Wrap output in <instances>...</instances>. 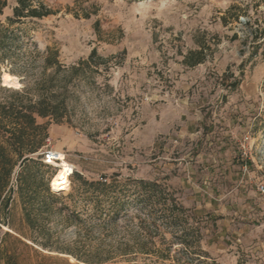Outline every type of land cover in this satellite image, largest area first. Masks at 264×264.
<instances>
[{
  "label": "rangeland",
  "instance_id": "rangeland-1",
  "mask_svg": "<svg viewBox=\"0 0 264 264\" xmlns=\"http://www.w3.org/2000/svg\"><path fill=\"white\" fill-rule=\"evenodd\" d=\"M40 2L52 15L9 27L16 39L0 71V107L25 87L35 93L45 74L53 81L43 89L63 94L61 122L37 119L45 147L28 164L58 200L30 230L15 195L13 225L37 245L3 238L0 264H83L67 254L104 264H179L152 253L175 256L182 248L158 206V227L167 233L155 235L150 254L139 249L140 182L167 187L189 211L187 227L199 230L189 239L195 252L201 247L214 264H264V0ZM16 6L7 1L1 24L8 27ZM191 53L202 63L190 66ZM46 58L59 63L45 72ZM9 71L19 88L4 87ZM46 151L64 154L73 169L68 190L52 188L59 168L43 162ZM76 174L110 186L99 208Z\"/></svg>",
  "mask_w": 264,
  "mask_h": 264
},
{
  "label": "trees",
  "instance_id": "trees-1",
  "mask_svg": "<svg viewBox=\"0 0 264 264\" xmlns=\"http://www.w3.org/2000/svg\"><path fill=\"white\" fill-rule=\"evenodd\" d=\"M8 0H0V16L3 15L4 9L7 7ZM52 15V11L40 0H17V6L13 10V16L8 19V27L0 23V71L2 65L5 64V58L11 46L15 44L16 36L10 32L9 27L19 23L23 19H42ZM199 54L191 53L187 59L190 66H196L202 63ZM47 68L53 67V64H58L57 58H46ZM72 72H77L78 68H72ZM9 74L14 76L17 74L15 71H9ZM50 78V77H49ZM51 79V78H50ZM47 75L37 83L35 93L25 87L21 92L13 94L15 100L6 103L0 107V253L2 252L3 238H14L15 242L27 244L24 242L30 241L37 245L35 240L26 235L24 232L18 230L12 222V208L15 202V195H19L23 200L22 210L24 216V224L30 230H36L38 226V217L43 212L51 210V204L58 200L50 192L49 183H45L43 178L37 172L28 169V164H36V159L40 158V153L43 152L46 140V127L38 124V118H50L54 122L59 123L63 119V114L66 111L65 102L61 100L62 93L55 90H44V84L49 83ZM53 80L51 79L50 82ZM20 166L21 172L16 175V182H14L15 170ZM81 185L92 190L93 193L100 199L99 196H105L110 190V186L103 182L88 183L82 176L76 174ZM143 190L144 212L143 219H141L144 238L139 247L143 254H150L152 250L148 249L149 244L156 246L154 237L155 235L163 236L167 232L176 238V242L182 248L181 250H174L175 256L171 255V250L157 249L155 253L162 257L164 260L173 259L177 263L183 261L184 264H210L211 257L207 252H204L200 247L199 253L193 250V243L190 238H195L199 235V230L190 225L187 227L191 216L188 215V210L178 206L174 200L171 199L172 195L166 188L162 189L156 183L140 182ZM109 189V190H108ZM44 191L41 197L40 191ZM41 197V200H40ZM160 197H165L162 200ZM158 198L160 200H158ZM97 203L100 205L99 201ZM150 204V205H148ZM161 209V219L166 221L168 228L167 232L161 233L158 227L159 221L156 219V207ZM115 216H119L120 212H115ZM186 219L182 223V220ZM183 227V228H182ZM4 228L9 231L5 232ZM182 230L181 236L177 233ZM172 231V232H169ZM11 232L19 237L12 236ZM173 246H170L172 248ZM156 249V248H154ZM168 252V253H167ZM74 256V258L83 264H104L101 261L86 260L74 254H67ZM212 261V260H211ZM215 262L212 261V264Z\"/></svg>",
  "mask_w": 264,
  "mask_h": 264
},
{
  "label": "bare ground",
  "instance_id": "bare-ground-1",
  "mask_svg": "<svg viewBox=\"0 0 264 264\" xmlns=\"http://www.w3.org/2000/svg\"><path fill=\"white\" fill-rule=\"evenodd\" d=\"M18 77L12 76L10 74H4L3 85L8 88H19L21 85L17 79ZM57 162H52L55 166L59 168L58 173L55 175L52 181V188L57 191H66L69 188V177L73 173V169L66 162L65 155L62 153L56 154Z\"/></svg>",
  "mask_w": 264,
  "mask_h": 264
},
{
  "label": "built area",
  "instance_id": "built-area-1",
  "mask_svg": "<svg viewBox=\"0 0 264 264\" xmlns=\"http://www.w3.org/2000/svg\"><path fill=\"white\" fill-rule=\"evenodd\" d=\"M56 154L55 152H52V151H46L44 152L43 154V162L46 164V165H51L52 162H57V158H56ZM262 190H264V187L261 188Z\"/></svg>",
  "mask_w": 264,
  "mask_h": 264
},
{
  "label": "water",
  "instance_id": "water-1",
  "mask_svg": "<svg viewBox=\"0 0 264 264\" xmlns=\"http://www.w3.org/2000/svg\"><path fill=\"white\" fill-rule=\"evenodd\" d=\"M4 87H6V86H4Z\"/></svg>",
  "mask_w": 264,
  "mask_h": 264
}]
</instances>
